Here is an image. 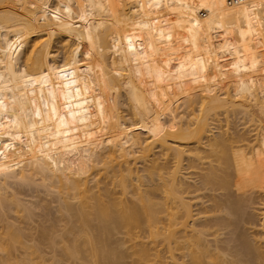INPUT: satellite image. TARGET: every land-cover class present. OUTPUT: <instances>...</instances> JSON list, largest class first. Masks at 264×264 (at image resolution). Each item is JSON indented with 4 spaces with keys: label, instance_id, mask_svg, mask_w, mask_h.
I'll list each match as a JSON object with an SVG mask.
<instances>
[{
    "label": "bare ground",
    "instance_id": "obj_1",
    "mask_svg": "<svg viewBox=\"0 0 264 264\" xmlns=\"http://www.w3.org/2000/svg\"><path fill=\"white\" fill-rule=\"evenodd\" d=\"M137 44L153 47L160 54L158 64L152 67L157 75L189 72L191 76L204 75L212 86L219 76L255 74L264 70L258 65L264 61V0L233 4L228 0H0L2 179L19 173L32 184L39 176L43 187L53 189L66 223L59 237L63 240L71 233V245L66 244L68 250L62 253L72 255L68 258L82 256L80 259L86 260V255L91 264H249L239 257L230 259V247L221 246L218 237L225 224L231 223L229 217L223 218L224 213L227 217L246 201L252 202L251 197L243 199L241 191L254 176L243 164L235 165L243 161L241 152L235 157L229 151L231 140L240 135L209 138L213 127L206 113L242 108L264 128V92L247 99L242 94L254 90V83L245 81L230 90L225 86L222 92H211L208 87L195 89L188 82L186 97H199L197 115L181 121L174 114L163 120L140 77L128 67L113 66L111 57L117 50ZM181 47L187 56L174 64L171 58ZM228 55H244L247 60L234 63L225 59ZM215 56L225 59L226 67L219 70ZM121 57L116 59L128 60L126 55ZM96 84L97 88L113 89L114 103L118 102L116 95L125 96L132 122L146 134L137 136L134 149L121 153L119 163L111 143L125 128L116 120L117 131L106 132L100 128L101 121L91 118L100 114L98 96L92 91ZM177 90L181 95L180 86ZM60 117L68 118L67 128L60 129ZM205 141L212 151L220 146V162L236 169L230 177L223 176V170H211L200 184L189 183L180 175L179 163L184 156L198 155ZM84 143L92 144L94 150L85 154L82 149L85 165L79 168L69 154L72 147H66ZM155 147L163 151L167 162L172 160L170 167L160 165L154 157L148 159ZM138 159L149 160L144 176L131 166ZM101 179H116L121 193L135 198L121 207L104 204L94 190ZM214 180L229 192L233 187L237 195L234 190L223 197L208 194L203 199L204 191L215 189ZM260 191L264 193V185ZM11 202L15 211L25 210L16 197ZM261 204L264 210V200ZM242 210L245 208L239 212ZM30 215L27 210V218ZM0 216L5 221L0 238H14L21 246L25 235L51 242L47 237L53 234L52 227L24 235L4 213ZM262 218L264 235V212ZM248 224L255 228L254 223ZM239 238L238 255L259 254L253 238L243 232ZM11 241V246L0 241V264L20 263ZM58 259L50 261L60 264ZM25 260L21 262L37 264L32 255Z\"/></svg>",
    "mask_w": 264,
    "mask_h": 264
},
{
    "label": "rangeland",
    "instance_id": "obj_2",
    "mask_svg": "<svg viewBox=\"0 0 264 264\" xmlns=\"http://www.w3.org/2000/svg\"><path fill=\"white\" fill-rule=\"evenodd\" d=\"M219 41L220 40L218 39V42ZM209 43L210 47L214 45L213 40H210ZM221 47L223 46L220 42L219 48ZM183 48L184 47L176 49L173 54L171 61H173L174 64H180L187 56L185 54L186 51H184ZM134 53H136V55ZM123 55L128 56V60L125 59L124 62H120L118 59L122 58L121 56ZM60 56L61 55L59 54V58ZM111 58H113V66H116L117 68L120 66L123 69L128 67L131 69V72L140 77L147 93L150 94L151 98L153 97V99H155V107L159 110V112H161L159 117L163 120L172 118L174 114H178L177 118H180L181 121L187 120L191 115H197L199 97L197 95L190 99L186 97L185 92L188 82H191L195 89L201 90L208 87L210 90L213 89L211 92H222L225 86L229 87L228 90H230L245 81L249 82V84L254 83V90H247V92L242 94L247 99H252L255 94H257V96H261L264 92V70L260 69L257 73L245 75V77H237L232 73L225 75L224 77L219 76L216 82L212 81L211 86V82L207 81V78L204 79V75L195 74L194 76H191L189 72H182L180 74H171L169 72L162 75L155 74L152 67L158 64L161 57L157 50H154L153 47L150 46H141L140 44H137L132 45L130 49L123 50L120 48ZM227 58L231 59L230 61L234 63H236V61L241 62V60H247L244 55H228L225 59ZM218 59L219 60L214 59V61L220 64L219 70H221V66L223 65L226 67L227 64L222 62V60L225 59ZM118 63L122 64L119 65ZM258 65L264 66V61L260 62ZM146 67H149L150 70ZM82 77H85V75H82ZM239 79L240 81H238ZM178 86H180L181 95L178 94ZM97 87L98 84L93 87L92 91L93 94L98 96V109L100 114L92 115L91 118L101 121L100 128H103V131L106 132H116L118 126L120 128H125L124 134L115 136L116 138L110 137L115 138V141L111 144H115L112 147L113 154L117 157L119 163L121 160V153L126 150L128 151L134 149L137 136H145L146 134H144V129L141 128V126L132 122L125 96L116 95L118 102L114 103L115 93H113L114 91L112 88H109V86L101 88ZM233 92L234 91L232 90L231 93ZM165 103H169V106H164ZM200 114L203 115L204 113L200 112ZM116 115L120 116V118L116 119ZM206 116L212 119L211 126L213 128L209 138L215 135L218 137L221 135L232 136L233 133L240 135L239 137L237 136L231 140L233 148L229 151L231 155L235 157L238 156L237 152L240 151L243 161H241L242 163L239 162L235 165L243 164L244 170L254 176L253 181L249 184H245L241 191L243 199L249 197L252 198L251 203L247 204L246 201V204L244 203L245 206L243 204L239 206H244L243 208H245V210L239 212L243 208L237 207V209H239L236 212L234 209V213L237 216H234V213H227L226 217L224 213L225 211L219 214L222 216L224 213L225 217H222L226 218V220L229 217L228 219L230 221H228V224L230 222L232 224L230 223L231 225L229 224V226L225 224L226 227L218 239L221 238L222 241L224 240L223 243L221 241V246L223 245L224 247L226 245V248L227 246L228 248L230 247L228 249V252L232 254V256H229L230 259L239 257L243 260L249 261V264H264V235L262 234V226L260 225L263 220L262 217L264 212L261 208V202L264 200V193L260 191L262 190V185H264V128L255 120L256 117L254 115L242 108L229 109L227 111L222 108L210 110L206 113ZM116 120L120 122L118 126L113 124ZM57 122L60 129L67 128L69 126L67 117H60ZM63 140H66V138ZM73 140L74 142L77 141L76 138H73ZM207 142L208 141H205V145H202L203 148L199 149L198 155L184 156L182 161L179 163L180 175L184 177L186 181H189V183L197 185L200 184L203 176L209 174L211 170H223V176H225V174H230L227 177L234 174L236 168L233 166L225 167V165L220 162L221 160L217 156L220 146L216 148L215 152L209 148ZM69 146L72 147V150H69ZM191 146L193 147V145ZM66 148L71 151L69 154L71 157L74 156V162L77 166H79V168H82L85 165V161L83 159L85 156L81 153L82 149L85 154L94 150V147L90 143L74 146L69 144ZM199 156H202V158H199ZM153 157L156 158V161L160 165L170 167L173 164L172 160L168 162L166 161L163 151L158 147L152 149L148 159ZM148 159H138L136 162L131 164L137 175L144 176L147 174V166L149 165ZM118 163L115 162L114 166L118 167ZM67 165L69 164L67 163ZM165 166L162 167V171L165 170ZM2 174L3 173L0 170V199L3 201L4 206L3 208H0V214L4 213L5 217H8V220L16 223L17 226L21 228L24 235L25 233H40L41 230L48 227H52L54 230L53 234L47 237L51 238V242L54 244L49 242L50 240L47 242L41 239L40 236L32 239L25 235L22 239L24 241L23 246L14 242V238L13 240L9 238H0V241L2 240L4 242H8L10 246L13 244L10 243L11 240V242L15 243L16 248L13 253L18 255L20 263H23L21 261L27 259L29 255L34 257L37 264H52L51 261L55 260L56 262L57 258L61 260L59 261L60 264L90 263V261L87 263L88 256L86 255V260L80 259L82 256H78L79 258L76 257L78 260L76 258L75 260L73 258H68L72 255L68 256V254H65L66 257L65 255L63 256V251L68 250L65 248V245H71V233L66 234L63 240L59 237L63 231L62 227L66 223L65 219L62 218V211L59 208V203L53 189L43 187L40 183L39 176H35V184H31L26 183L19 173L8 175L5 179H2ZM213 183L215 185L212 188L215 187V189L204 191L203 199L208 194H216L218 196L222 195L223 197V194L231 192H229L225 186L220 185L218 180H214ZM98 188L95 187L94 190L97 194L101 195V200H103L104 204L114 203L116 207H121L122 205H125V203L129 204L135 198L134 195L121 193V189L117 185L116 179H112L110 181L109 179H101L98 183ZM231 189V193H233L235 189L233 187L230 188V190ZM201 192L202 191H200V193ZM236 192L237 191L235 190V195H237ZM239 193L240 192H238V194ZM13 197L19 199L22 203V208L25 209L24 211H15L16 207L11 202ZM9 206H12V210H9ZM27 210L31 213L29 218H27ZM238 213L240 215L239 217ZM246 214L248 218H246ZM248 219L249 221H247ZM234 221H236V223ZM248 222L250 224L254 223L255 228H252V226L250 227ZM234 223L236 224L235 227ZM4 224L5 221L0 216V230L3 229ZM237 224L239 226H237ZM242 232L246 233L248 238L254 239L255 245L259 250V254H237V252H240L241 250L239 233ZM119 236L122 237V234H119ZM154 244L155 243L153 242V245ZM63 247L65 250H62ZM52 262L55 263L54 261ZM11 263L13 262L11 261Z\"/></svg>",
    "mask_w": 264,
    "mask_h": 264
},
{
    "label": "built area",
    "instance_id": "obj_3",
    "mask_svg": "<svg viewBox=\"0 0 264 264\" xmlns=\"http://www.w3.org/2000/svg\"><path fill=\"white\" fill-rule=\"evenodd\" d=\"M241 1H243V0H228V2L231 4L241 2Z\"/></svg>",
    "mask_w": 264,
    "mask_h": 264
}]
</instances>
